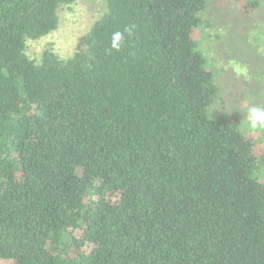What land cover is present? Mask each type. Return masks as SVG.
<instances>
[{
	"label": "trees",
	"instance_id": "1",
	"mask_svg": "<svg viewBox=\"0 0 264 264\" xmlns=\"http://www.w3.org/2000/svg\"><path fill=\"white\" fill-rule=\"evenodd\" d=\"M75 1L0 0V264H264V150L209 115V0H107L84 49L31 57Z\"/></svg>",
	"mask_w": 264,
	"mask_h": 264
},
{
	"label": "rangeland",
	"instance_id": "2",
	"mask_svg": "<svg viewBox=\"0 0 264 264\" xmlns=\"http://www.w3.org/2000/svg\"><path fill=\"white\" fill-rule=\"evenodd\" d=\"M259 9L245 13L247 1L209 0L206 22L193 31L215 73L217 103L209 108L212 118L238 125L264 150V131L251 129L239 110L252 104L264 106V0ZM107 0H76L59 12V26L47 36L28 42V53L39 57L49 46L67 58L85 48L87 32L105 11Z\"/></svg>",
	"mask_w": 264,
	"mask_h": 264
},
{
	"label": "clouds",
	"instance_id": "3",
	"mask_svg": "<svg viewBox=\"0 0 264 264\" xmlns=\"http://www.w3.org/2000/svg\"><path fill=\"white\" fill-rule=\"evenodd\" d=\"M134 25H129L123 31L117 30L111 34L110 47L111 49L119 50L123 47L127 40V35H131ZM127 34V35H126ZM244 115V120L247 121L251 129L264 130V106L252 104L246 110H239Z\"/></svg>",
	"mask_w": 264,
	"mask_h": 264
}]
</instances>
